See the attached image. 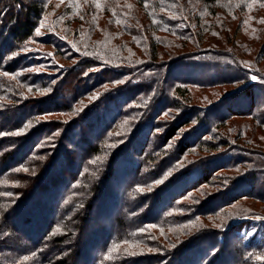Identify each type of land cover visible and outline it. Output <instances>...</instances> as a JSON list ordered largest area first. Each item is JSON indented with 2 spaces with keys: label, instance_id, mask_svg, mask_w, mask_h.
Listing matches in <instances>:
<instances>
[{
  "label": "trees",
  "instance_id": "obj_1",
  "mask_svg": "<svg viewBox=\"0 0 264 264\" xmlns=\"http://www.w3.org/2000/svg\"><path fill=\"white\" fill-rule=\"evenodd\" d=\"M253 41L264 0H0V264H264Z\"/></svg>",
  "mask_w": 264,
  "mask_h": 264
},
{
  "label": "rangeland",
  "instance_id": "obj_2",
  "mask_svg": "<svg viewBox=\"0 0 264 264\" xmlns=\"http://www.w3.org/2000/svg\"><path fill=\"white\" fill-rule=\"evenodd\" d=\"M53 5H55V3H53ZM208 41L209 42H215V43H219L220 42L219 40H216V39H213V38H210V40H208ZM252 43H253V48H254V51L255 52H254L253 55H249V58L252 59V60H257L259 66H260L259 68L263 71L264 70V56H263L262 60H260V58L258 59V57H259L258 56V53H259V50L262 48L263 42H261V41L260 42H254L253 41ZM234 89L235 88H232V87H226V88H222L221 89V92L227 94V93L232 92ZM205 93H208V92H205V91L200 92L199 90H193L192 91V95L195 98V101H197L199 97H204ZM209 96H210V94H209ZM215 96L219 97L218 94H215L213 92V97H215ZM57 119L58 118H48V119H46V121L57 120ZM236 123L238 125H241L243 123V121L236 120ZM234 124H235V121H233L230 124V126L233 127ZM254 222H257V221H253L251 219H247V220H243V222H240L241 223V226H240V230H239V235L241 237H243L245 234L249 233L250 231L252 233V229H254L253 228V225H255Z\"/></svg>",
  "mask_w": 264,
  "mask_h": 264
}]
</instances>
